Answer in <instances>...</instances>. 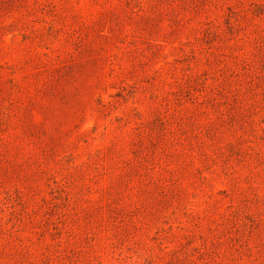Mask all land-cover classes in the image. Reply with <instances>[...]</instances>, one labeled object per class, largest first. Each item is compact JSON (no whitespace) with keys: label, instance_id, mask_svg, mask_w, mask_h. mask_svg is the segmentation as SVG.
Wrapping results in <instances>:
<instances>
[{"label":"rangeland","instance_id":"rangeland-1","mask_svg":"<svg viewBox=\"0 0 264 264\" xmlns=\"http://www.w3.org/2000/svg\"><path fill=\"white\" fill-rule=\"evenodd\" d=\"M0 264H264V0H0Z\"/></svg>","mask_w":264,"mask_h":264}]
</instances>
